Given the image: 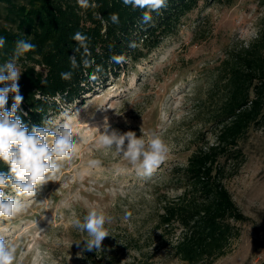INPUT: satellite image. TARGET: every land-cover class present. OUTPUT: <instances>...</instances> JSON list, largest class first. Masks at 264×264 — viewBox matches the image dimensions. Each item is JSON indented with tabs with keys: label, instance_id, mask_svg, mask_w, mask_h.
Segmentation results:
<instances>
[{
	"label": "rangeland",
	"instance_id": "rangeland-1",
	"mask_svg": "<svg viewBox=\"0 0 264 264\" xmlns=\"http://www.w3.org/2000/svg\"><path fill=\"white\" fill-rule=\"evenodd\" d=\"M262 15L258 0L200 5L149 57L52 118L60 122L65 111L76 116L79 144L26 214L0 220V235L17 246L16 264H185L171 250L178 230L167 227L161 235L158 227L163 204L182 192L169 171L185 163L196 142L213 141V127L204 114L195 115L192 102L208 88L204 66L217 62L226 46L254 38ZM105 121L110 130L163 138L169 152L151 176L96 143ZM241 144L245 161L229 164L223 182L249 220L237 223L240 234L224 255L201 264H264V128L251 129ZM90 159L101 166L89 167ZM93 207L114 219L101 247L85 252L86 233L73 220Z\"/></svg>",
	"mask_w": 264,
	"mask_h": 264
},
{
	"label": "trees",
	"instance_id": "trees-1",
	"mask_svg": "<svg viewBox=\"0 0 264 264\" xmlns=\"http://www.w3.org/2000/svg\"><path fill=\"white\" fill-rule=\"evenodd\" d=\"M236 0H167L152 22L143 24L141 9L124 5L123 0H90L95 8L82 9L77 0H0V64L12 56L16 41L29 40L35 51L19 59L20 94L17 113L31 130L60 114L73 103L118 78L130 65L149 57L169 37L180 31L193 10L218 3L231 6ZM264 6V0H258ZM119 15L113 24L110 16ZM76 32L88 37L90 55L72 39ZM135 43V47H129ZM125 62L114 63L113 55ZM94 61L72 69L69 57ZM72 72L70 80L62 72ZM208 88L193 99L195 115L213 128V141L196 142L183 165L169 171L170 179L181 188L178 199L165 202L159 221L160 234L173 227L177 237L171 250L185 264L212 262L227 252L231 239L240 234L237 223L249 218L234 202L223 179L227 166L243 163L242 142L251 129L264 128V15L257 23L256 36L247 42L226 46L222 56L204 66ZM95 79H92V76ZM2 87V85H0ZM13 97L8 98L10 109ZM8 168L0 163V172ZM136 264H143L137 262Z\"/></svg>",
	"mask_w": 264,
	"mask_h": 264
},
{
	"label": "clouds",
	"instance_id": "clouds-1",
	"mask_svg": "<svg viewBox=\"0 0 264 264\" xmlns=\"http://www.w3.org/2000/svg\"><path fill=\"white\" fill-rule=\"evenodd\" d=\"M82 9L95 8V3L90 0H77ZM124 5L133 9H141L143 24L152 22L151 12H159L167 7V0H123ZM110 19L113 24L119 23V15L112 13ZM72 39L77 42L76 51L83 49V57L90 55L87 47L88 37L81 32H76ZM6 39L0 36V49L5 46ZM130 43L129 47H135ZM36 45L29 40L16 41L12 56L5 63L0 64V163L7 166V172H0V220H12L26 214L30 204L34 201L38 189L62 171L65 162L73 159L79 140L77 117L65 111L61 114V121L45 120L44 126H33L31 130L17 115L23 96L20 94L19 78L21 70L18 61L26 53L35 51ZM78 64L75 55L69 57L72 69L81 64L87 68L94 61L83 58ZM116 64L125 62L124 55H113L110 58ZM61 78L70 80L72 72H62ZM95 79L93 75L91 77ZM13 97L10 109L7 107L9 96ZM98 135L96 143L103 149L114 151L122 156L139 175L151 176L158 166L165 160L169 148L163 138L156 132L143 134L138 138L134 131L119 132L111 129L105 121L103 131L96 129ZM102 161L90 159L88 166L100 167ZM113 216L101 208H90L83 218H75L73 227L86 233L83 250L92 252L99 249L103 240L110 236L107 225L113 221ZM127 219V216H125ZM80 242L77 244L79 245ZM17 246L11 244L0 235V264H16Z\"/></svg>",
	"mask_w": 264,
	"mask_h": 264
}]
</instances>
